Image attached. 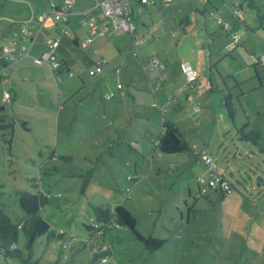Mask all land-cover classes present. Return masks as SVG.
<instances>
[{
	"label": "rangeland",
	"instance_id": "1",
	"mask_svg": "<svg viewBox=\"0 0 264 264\" xmlns=\"http://www.w3.org/2000/svg\"><path fill=\"white\" fill-rule=\"evenodd\" d=\"M235 1L241 4L242 21L221 19L232 22L239 45L223 30L220 38L212 37L216 44L200 35L210 40L213 55L216 45L233 46L221 50L224 57L210 66L203 81L195 80L191 89L197 97L186 111L192 121L179 129L190 146L193 140L209 144L207 156L233 185L221 201L220 192L198 191L197 179L208 176L202 159L157 148L162 117L152 95L155 111L139 105L140 98L134 102L128 92L103 98L116 76L102 77L103 69L91 76L90 59L100 52L104 61L111 60L117 53L111 39L104 44L96 38L87 45L80 22L75 45L72 28L68 36L52 28L60 37L56 56L68 59L69 70L53 78L47 65L35 68L26 62L29 58L7 68L8 82L0 81V209L16 222L22 216L17 191L50 193L42 214L55 235L37 237L28 250L20 231V255L0 253V264H93L103 244L110 250L103 264H264V153L250 143L244 147L237 137V128L247 122V129L263 132L264 143V86H259L250 56L264 54V0H253L252 6L250 0ZM207 18L216 23L209 13ZM143 79L137 75L134 82ZM3 89L11 99L3 100ZM226 94L236 111L235 124L223 106ZM117 205L135 216L142 235L167 238L164 246L148 252L128 228L115 224L104 239L88 234L93 208ZM191 206L196 212L189 215Z\"/></svg>",
	"mask_w": 264,
	"mask_h": 264
},
{
	"label": "crops",
	"instance_id": "2",
	"mask_svg": "<svg viewBox=\"0 0 264 264\" xmlns=\"http://www.w3.org/2000/svg\"><path fill=\"white\" fill-rule=\"evenodd\" d=\"M220 1L223 5L219 4L217 0H199V2L197 0H171L169 2L165 0H149V3L134 9V11L136 10V18H133L135 23L133 34L111 32L107 35L96 37L100 38V41L104 44L108 42L104 41L105 38H108L107 40L111 39L117 50L111 60L106 59V65L101 73L102 77L104 76L103 73L116 76V80L111 78V83L115 82V84H107V89L103 91L104 94L110 90H114L116 95H123L128 92L134 102L138 103L137 99L140 98L139 105L150 106L155 111L154 103H151L152 95L158 107V112L160 111L161 113L162 121L164 114H166L165 117L173 121L179 129L183 127L182 124L184 122L187 124L192 121V119H189L190 114H187L186 111L188 110L187 105L195 103L194 100L197 97L191 89L196 83L195 80L199 78L203 81L206 76L205 72L210 69V66L217 65V62L224 57L226 51L221 50L224 48L229 49L233 46H229L231 43H225L223 47L214 46V51L217 55H213L210 48L211 44H216L215 39L212 37L220 38L223 35L221 30L226 33L225 36L227 38L230 37L229 29L224 26L226 21L223 22L221 15L231 20H233V17L238 18L231 10L237 3L236 1ZM226 1H231L232 5ZM52 3L56 4L58 8L65 3L71 4V8L66 11V25L69 30L67 36L71 35L70 29L72 28L75 45H79L76 29H78L80 22L84 18V12L89 15H96L99 18L102 17L95 0H0V38L4 40L0 47L5 45L14 34L21 35V37L24 36L23 39L27 38L28 42L31 43L27 55L15 60L5 59L3 61L0 59L1 82H8L9 80V76L6 73L7 68L11 65L14 67L21 64L26 58L30 59V61L26 62L34 64L35 68H39L40 65H47L54 78L55 75L52 73L50 62L40 58L42 53L50 50L46 42L47 39L57 41L53 52L54 58L62 64L66 63L64 64V69L66 71L69 70L68 59L63 55H60L59 58L56 56L58 54H56V51L60 46V37L53 33L52 28L62 33L59 27L60 21H56L55 17L49 14L45 20L44 27L40 31L38 28V16L44 12H49ZM208 13L211 18H217L216 23L207 18ZM238 19L242 21L243 17ZM227 24L231 27V31L236 32L231 25L232 22ZM23 28L26 29L24 33L22 31ZM44 28L46 30L42 32ZM84 28L87 39L88 29L85 25ZM202 34L209 35L214 42L210 44L208 43L209 39L207 40L208 42L201 39ZM196 35L200 39L191 41L190 37ZM93 41L90 43L86 42V44H92ZM204 43H207V50H205ZM236 44L239 45V40ZM33 48L35 50L31 55ZM95 54V57L90 59L92 68L89 69V74L90 70L95 67L94 62L97 59L105 60V56L102 53L95 52ZM152 59L158 60V64L154 65ZM187 71L194 75V79L190 80L188 78ZM114 72L115 74H113ZM90 75L94 76L95 74ZM137 75H140L141 78L144 76L143 81L134 82V78ZM146 79H148L149 84H147ZM118 83L122 84L121 89L116 88ZM4 91L7 90L3 89V94ZM144 100L146 103H144ZM196 110L198 109L195 108ZM190 143L198 153L195 159L201 160L200 155H207L205 149L209 144L206 141V144L203 145L200 142L198 143V140H193ZM214 192L219 193L220 191L214 190Z\"/></svg>",
	"mask_w": 264,
	"mask_h": 264
},
{
	"label": "trees",
	"instance_id": "3",
	"mask_svg": "<svg viewBox=\"0 0 264 264\" xmlns=\"http://www.w3.org/2000/svg\"><path fill=\"white\" fill-rule=\"evenodd\" d=\"M251 3L253 4V0H250L249 6H252ZM262 18H264V16H261V21ZM227 29H229L231 37V32L234 31H231L230 26L229 28L227 27ZM231 39L232 41H234L232 37ZM234 42L237 43V41ZM262 55H257L255 53L250 54V56L252 57V68L260 87L264 86V62L261 61ZM2 60L5 61L4 59ZM64 64L61 63V66L56 71V73L59 74V72L64 69ZM216 71L218 72V74H220L218 70ZM121 88L122 84L121 87L117 89ZM110 91L113 92V95L109 98L103 96L105 100L112 99L116 96V92L114 90ZM222 100L228 118L232 123H234L236 111L232 104L230 94L224 95ZM247 126L248 123L244 122L240 127L237 128L238 140L253 144L257 146L261 152L264 153V143L260 142L263 137V132H261L259 129H247ZM156 146L159 151L164 154L185 153L193 156L194 158L197 157L198 154L195 148L190 146L188 142H186V140L183 138L182 133L180 132L177 125L167 118H164V120L162 121V130L157 137ZM0 187H2L1 184ZM230 193L220 192V201L224 199L225 195ZM0 194H2V191H0ZM15 195L16 203L18 204L22 212V216L18 221L12 222L10 217L0 209V253H2L5 257L20 255V251L17 248V241L20 231L23 232L25 236V247L28 250L32 249L34 241L37 237L45 233L53 236L55 235V233L51 231L49 223L43 218L42 214V205L49 198H51V195L47 197L45 196V192L34 194L29 191H17ZM187 210L189 215L196 212L194 211L193 206L187 207ZM93 216L94 219L92 221V224L90 226H85L86 230H88V234H90L91 236L93 233H95L96 236L102 237L104 239L106 233L105 231L108 230L112 224H115L116 227L122 226L128 228L132 232L134 237L143 244L144 248L148 252H155L156 250L162 248L167 240V238L165 237H155L152 235L145 236L139 233L136 229L135 216L121 205H117L113 209L96 206L93 208ZM63 234L64 233H57L60 238L63 236ZM103 246L105 245H100L99 250H96V252L93 254V264H103L102 261H105L107 259L110 250L108 247H105L103 249Z\"/></svg>",
	"mask_w": 264,
	"mask_h": 264
},
{
	"label": "built area",
	"instance_id": "4",
	"mask_svg": "<svg viewBox=\"0 0 264 264\" xmlns=\"http://www.w3.org/2000/svg\"><path fill=\"white\" fill-rule=\"evenodd\" d=\"M170 1V0H166ZM149 3V0H95L96 6L99 7L102 17L99 18L96 15H89L87 12H84V18L82 20L83 25L88 29V37L86 39L87 43L92 42L96 37L107 35L111 32L113 33H129L132 34L135 30V23L133 21L134 9L135 7H141ZM71 8L70 3H65L58 8L54 3L51 4L50 11L44 12L38 16V28L39 31L44 27V23L49 14H52L55 17L56 21H60V30L63 34H68L69 30L66 25V11ZM232 12L237 17H241V10L239 5L236 3L232 8ZM224 26L229 28L227 23ZM23 33L26 32V29L23 28ZM24 37V36H23ZM21 35L14 34L10 37L8 42L0 47V59L15 60L19 57L25 56L29 53L31 43L28 42V39H23ZM231 37L234 41H238L239 36L236 32H231ZM26 41V42H24ZM47 44L50 47V50L41 54L40 58L50 62L53 74L56 78H59L60 74L56 71L61 66V63L56 61L54 58V48L57 45V41L53 39H47ZM138 43V42H137ZM261 61L264 62V55L261 56ZM95 69L90 70V74H96L100 72L103 67L106 65V61L103 59H97L95 62ZM154 65L158 64V60L152 59ZM188 78L190 80L194 79V75L187 71ZM70 76L73 74L70 72ZM117 88L121 87V84L118 83ZM113 95L112 91L105 93V97L109 98ZM10 98V94L7 91H4L3 100ZM200 158L208 165V176L203 178L200 177L197 179L199 193H206L208 188L214 189L223 193L232 192L233 188L231 183L223 176L221 170L211 161L210 157L207 155H200ZM50 193H45V196L49 197ZM63 233V231H59ZM63 246H66V242H63Z\"/></svg>",
	"mask_w": 264,
	"mask_h": 264
},
{
	"label": "water",
	"instance_id": "5",
	"mask_svg": "<svg viewBox=\"0 0 264 264\" xmlns=\"http://www.w3.org/2000/svg\"><path fill=\"white\" fill-rule=\"evenodd\" d=\"M242 142H244V141H242ZM243 146L246 147V148H249L250 144L247 143V142H244Z\"/></svg>",
	"mask_w": 264,
	"mask_h": 264
}]
</instances>
